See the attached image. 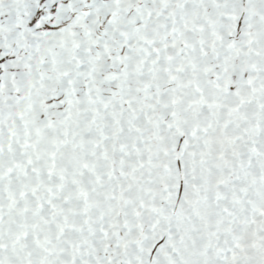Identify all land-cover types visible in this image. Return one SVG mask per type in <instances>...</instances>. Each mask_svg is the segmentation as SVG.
<instances>
[{
	"label": "snow or ice",
	"instance_id": "obj_1",
	"mask_svg": "<svg viewBox=\"0 0 264 264\" xmlns=\"http://www.w3.org/2000/svg\"><path fill=\"white\" fill-rule=\"evenodd\" d=\"M0 264H264V0H0Z\"/></svg>",
	"mask_w": 264,
	"mask_h": 264
}]
</instances>
